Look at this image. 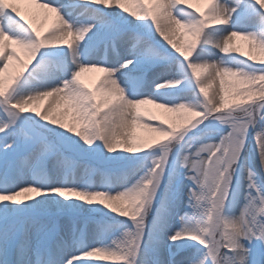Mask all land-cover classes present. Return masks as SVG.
<instances>
[{
  "label": "snow or ice",
  "instance_id": "snow-or-ice-1",
  "mask_svg": "<svg viewBox=\"0 0 264 264\" xmlns=\"http://www.w3.org/2000/svg\"><path fill=\"white\" fill-rule=\"evenodd\" d=\"M23 2L55 17L0 0V264H264V0Z\"/></svg>",
  "mask_w": 264,
  "mask_h": 264
},
{
  "label": "rangeland",
  "instance_id": "rangeland-1",
  "mask_svg": "<svg viewBox=\"0 0 264 264\" xmlns=\"http://www.w3.org/2000/svg\"><path fill=\"white\" fill-rule=\"evenodd\" d=\"M14 1L15 0H13L12 2H14ZM189 2L193 5V8H200L201 10L204 9L200 4H193L191 1H189ZM128 7H134V5H132L130 3V5H128ZM22 12H25L26 13V14H24V16H26V17L28 16L26 11L22 10L21 13ZM51 14H52V16L50 15V18L53 19L54 16H55V13H51ZM27 18L31 19L33 21V23L36 24L37 27L40 28L41 30L44 29L43 28V23H42L41 19H39V18H33V16L32 17L28 16ZM237 40H236V43L239 44V45H241L242 51L247 52L248 51L247 43L244 42V41H241L239 38ZM213 51L218 52V49H213ZM104 57H105V53L104 52H101L99 58L100 59H103ZM100 75H101L100 72H98V71H92V72L83 73L81 78L84 81V83L88 85V87H93L94 84H95V82H96V79ZM218 86L219 85H218V81H217V83H216V85H214V87L218 88ZM46 103H47V98H45L44 100L37 101L33 106L36 107L37 110H40V109H42L45 106ZM149 105H151V106H149V108H147L146 110L149 113H151L152 115H156L157 113H156V110H155L156 109L155 105H154V107H152L153 104H149ZM59 110H63V106H60V109ZM156 116L159 117L161 120L167 121L168 123H180L181 122L179 116H177L178 117L177 118V121L170 120L169 118H167L166 116H163L161 114H157ZM63 119H64V122L66 124L72 123L70 113L67 114V115H65ZM155 135L156 134L154 133L152 136H155ZM152 136L150 135V137H152ZM255 161H256L257 165H259V155L258 154L256 155ZM23 195H31V196H34L35 193H25ZM91 259H99V258H91ZM103 264H115V262H112V261H108L107 262L106 261V262H103Z\"/></svg>",
  "mask_w": 264,
  "mask_h": 264
},
{
  "label": "bare ground",
  "instance_id": "bare-ground-1",
  "mask_svg": "<svg viewBox=\"0 0 264 264\" xmlns=\"http://www.w3.org/2000/svg\"><path fill=\"white\" fill-rule=\"evenodd\" d=\"M189 1H191L193 4H200L203 8H205L207 6L206 0H189ZM14 2L17 3V6L20 8L21 11L22 10L26 11L28 16H30V17L33 16V18H39V19H41V21L43 23V28H46L51 23L52 18H50V15L52 16V14H51L52 12H50V11H48L46 9H40V8H38L36 6H33V5H28V4L24 3L23 0H15ZM41 2L42 3H47V2H50V0H41ZM128 5H130V3H128V0H126V6H128ZM22 14L24 15L26 13L25 12H22ZM237 39L238 38H236V40ZM253 54H255V53H253ZM61 106H63V105H61ZM149 106H151V105L145 104V105H142L141 106V110L146 113V116H145L146 119L148 118V115L147 114H151V113H149L146 110L147 108H149ZM152 107H154V105H152ZM155 110H156V113L157 114H161L163 116H166L170 120L177 121V118H178L177 117V114L169 113L165 109L158 108V107H156ZM135 131H136V133L138 135L145 136V137H150V135L152 136L154 134V133L148 132L147 130H145L143 128H140L139 126L136 127Z\"/></svg>",
  "mask_w": 264,
  "mask_h": 264
}]
</instances>
